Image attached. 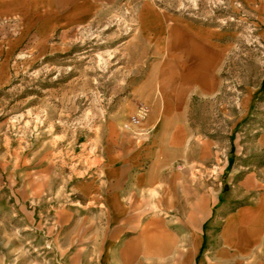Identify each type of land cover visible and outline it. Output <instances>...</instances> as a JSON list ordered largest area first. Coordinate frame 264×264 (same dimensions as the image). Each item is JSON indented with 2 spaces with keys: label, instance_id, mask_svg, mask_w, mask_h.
<instances>
[{
  "label": "crops",
  "instance_id": "obj_1",
  "mask_svg": "<svg viewBox=\"0 0 264 264\" xmlns=\"http://www.w3.org/2000/svg\"><path fill=\"white\" fill-rule=\"evenodd\" d=\"M232 1L243 11L241 19L264 28V0ZM114 3L0 0V89L21 53L46 56ZM135 30L128 39L138 42L135 71L157 72L162 60L167 74L160 96L148 94L149 114L135 128L149 135L126 128L131 114L118 110L109 118L100 169L76 199L85 225L70 227L63 260L264 264V126L244 130L249 141L230 144L224 169L233 175L223 181L210 174L218 144L204 138L191 106L194 97L216 95L223 67L237 49V31L196 21L155 0L140 1Z\"/></svg>",
  "mask_w": 264,
  "mask_h": 264
},
{
  "label": "rangeland",
  "instance_id": "obj_2",
  "mask_svg": "<svg viewBox=\"0 0 264 264\" xmlns=\"http://www.w3.org/2000/svg\"><path fill=\"white\" fill-rule=\"evenodd\" d=\"M140 1L115 0L42 58L21 53L0 89V264H77L63 260L65 245L70 227L85 225L76 199L100 169L108 120L118 110L131 118L152 91L160 96L167 75L162 60L157 72L135 71L138 42L128 39ZM155 1L237 31L216 95L194 97L191 105L204 138L218 144L210 174L225 181L233 175L224 169L230 144L264 126V28L241 19L232 0Z\"/></svg>",
  "mask_w": 264,
  "mask_h": 264
},
{
  "label": "built area",
  "instance_id": "obj_3",
  "mask_svg": "<svg viewBox=\"0 0 264 264\" xmlns=\"http://www.w3.org/2000/svg\"><path fill=\"white\" fill-rule=\"evenodd\" d=\"M150 111V105L146 102H142L137 105L136 112L131 116L130 120L126 124L127 129L134 131L137 135H147L148 131H136V127H140L143 121L146 119Z\"/></svg>",
  "mask_w": 264,
  "mask_h": 264
}]
</instances>
